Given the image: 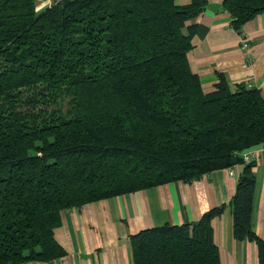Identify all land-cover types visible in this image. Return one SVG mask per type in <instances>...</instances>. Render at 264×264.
I'll use <instances>...</instances> for the list:
<instances>
[{"label": "trees", "instance_id": "1", "mask_svg": "<svg viewBox=\"0 0 264 264\" xmlns=\"http://www.w3.org/2000/svg\"><path fill=\"white\" fill-rule=\"evenodd\" d=\"M207 0H0V264L67 254L62 212L244 164L264 143V96L224 74L205 90L188 54ZM237 31L264 0H224ZM255 164L230 200L237 240L252 226ZM130 237L134 264H221L213 220Z\"/></svg>", "mask_w": 264, "mask_h": 264}, {"label": "crops", "instance_id": "2", "mask_svg": "<svg viewBox=\"0 0 264 264\" xmlns=\"http://www.w3.org/2000/svg\"><path fill=\"white\" fill-rule=\"evenodd\" d=\"M190 1L177 0L179 4ZM223 3L207 0L193 21L196 28L188 54L190 65L205 90L213 89L222 73L233 90L238 84L251 83L264 96V11L248 21L241 32L232 27V16ZM244 36L249 48L243 47ZM253 164L256 188L252 226L264 240V155ZM244 167L245 163L221 168L189 182H168L64 210L55 237L67 254L49 262L22 264H134L130 241L133 234L166 223L197 221L223 204L224 212L213 220L221 264H259L257 244L239 241L233 233L229 204Z\"/></svg>", "mask_w": 264, "mask_h": 264}, {"label": "built area", "instance_id": "3", "mask_svg": "<svg viewBox=\"0 0 264 264\" xmlns=\"http://www.w3.org/2000/svg\"><path fill=\"white\" fill-rule=\"evenodd\" d=\"M243 45L245 46V48H249L250 47V43L249 41L246 39V37H243ZM249 87H252V84H248ZM262 155H264V143L258 146H255L249 150H246L242 153L243 156V160L246 164H251L254 163L258 157H261ZM233 173V171H232Z\"/></svg>", "mask_w": 264, "mask_h": 264}, {"label": "rangeland", "instance_id": "4", "mask_svg": "<svg viewBox=\"0 0 264 264\" xmlns=\"http://www.w3.org/2000/svg\"><path fill=\"white\" fill-rule=\"evenodd\" d=\"M46 0H39V4H38V9H42L43 7H46L48 4H44ZM53 2V1H52ZM52 4V3H51ZM49 4V5H51ZM247 39V38H246ZM243 47L245 48V46L243 45ZM245 163V162H244ZM246 164V163H245Z\"/></svg>", "mask_w": 264, "mask_h": 264}]
</instances>
